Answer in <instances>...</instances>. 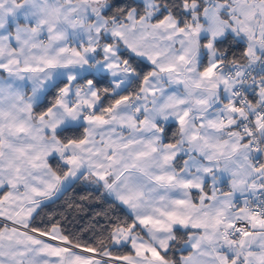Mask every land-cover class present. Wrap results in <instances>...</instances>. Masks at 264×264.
Masks as SVG:
<instances>
[{
	"label": "snow or ice",
	"instance_id": "obj_1",
	"mask_svg": "<svg viewBox=\"0 0 264 264\" xmlns=\"http://www.w3.org/2000/svg\"><path fill=\"white\" fill-rule=\"evenodd\" d=\"M0 264H264V0H0Z\"/></svg>",
	"mask_w": 264,
	"mask_h": 264
}]
</instances>
